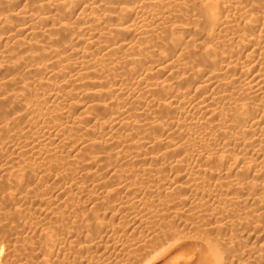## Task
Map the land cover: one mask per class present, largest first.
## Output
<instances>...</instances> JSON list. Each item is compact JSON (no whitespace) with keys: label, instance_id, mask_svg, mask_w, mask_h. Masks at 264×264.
<instances>
[{"label":"rangeland","instance_id":"obj_1","mask_svg":"<svg viewBox=\"0 0 264 264\" xmlns=\"http://www.w3.org/2000/svg\"><path fill=\"white\" fill-rule=\"evenodd\" d=\"M234 11L230 14V17H232L230 20L232 19V22H230L229 27L231 26L230 28L232 29L228 28L229 31L231 30L230 32L228 30L225 31L227 33L229 32L230 35L229 37L227 36L229 39H226L227 33L219 34L218 30H216L217 33L215 31L216 36L214 37L216 38L217 35H220L219 38H221V36H223V41L221 39H219V41L216 38L217 42H214L216 43V49H219L217 52L219 54L223 52V55L228 56L225 57L227 60L229 59V63L234 65L232 67H234L235 70L232 71H236L237 73H235L239 77H237L234 72L230 71L229 74L234 73L233 76L231 75L229 78L230 75L227 76V74L225 78H222L224 80H222L223 82L230 80L228 81L230 84H228L229 87H225V84H222L220 89L215 88V90H212L209 87V89H205L207 90L204 91L206 92L205 94L210 95V97H215L214 100L212 98L214 102L210 103L212 108H216L215 110L218 116L215 118L212 116V120L203 117L202 114L204 111H202V109L205 108H203L204 105L203 107L201 105L205 102L202 99L199 100L200 98L195 95L197 93L194 89H196V85L199 81L195 83V80L194 82L190 80L188 81L189 84L187 82L185 85L178 86L179 89L177 86H175V88L171 87L172 89L174 88L173 90L169 88L172 90L171 92L169 90V93L166 92V95L164 93L166 101L164 96L162 101H165V105L169 107V112H164L165 116L160 113L157 114V111H152L150 108L151 106H148L149 110L146 111L147 113L144 110L136 109L132 106L135 104L131 102V98L127 99L128 102H131L127 103V106L130 104L127 108L123 107V101L116 104V109L118 110V108H120L119 110H123L125 114L121 113L122 111L118 117L112 114L114 118L112 115L109 116L108 114H105L108 117L102 114L101 116L98 115L97 141L101 142L98 143L101 146L98 145L95 150L93 149L92 152H95L94 154L91 152L87 155L89 151L86 153L78 151L80 149L78 145L79 141H77L85 132H83L84 125L88 124V120H86L88 118L83 119V117H79V110L86 105L87 100L79 96H74L78 98H75V100L73 99L74 97L69 98V101L68 97L64 98L65 96H58L63 93L61 90H58L60 87L57 84L55 85L53 80L52 82L54 85L53 83L51 84V79L49 78L48 80L46 78L50 72L54 71L55 73V71L64 70V63H56L54 66L51 65L54 68L52 67L51 69L50 66L47 69L49 73L46 72V76L45 73L43 76H45L44 80L49 81V83L43 80L42 83L37 82V84L35 83L36 81L28 80V83H32L31 89L33 90H31L32 100L29 99V104L34 105V111H30V108L33 107L32 105V107L28 106L30 111L28 112L31 114L35 112H38L37 114H44L45 112L47 113V111L49 112V110L51 111L56 104L64 107L66 103L63 101L67 100L69 104L70 102H75V107L72 105L75 110L72 107L69 109L70 107L68 108V105L65 107V116L64 113L61 115L60 122H67L69 125L71 124L70 126L73 125L72 131L76 133L71 131L72 134L70 133L67 135L66 133L64 137L62 135V138H67L57 147L53 146L51 148L41 136L44 134L48 135V128H45L42 122H39L35 116H30L31 114L27 112L29 115L27 114L26 118L23 120L24 122H31L35 126L33 127L37 132L33 137L36 140L33 137V139H29L30 137H28L27 140H25L26 138H21V141H17V143L23 147L24 151L26 149L25 153L23 150L20 153L17 166H23L26 170L29 169L32 172V177L36 179H34V181L32 180L34 182V190L29 194L31 197L29 200L27 199V202L22 198L19 199L18 195L20 196V194L14 187L6 190L0 188V195L5 192H10L12 195L10 206L9 203H6L4 204L5 207L3 206L0 210V213L2 212L1 214L4 215L2 219L0 217V264H131L133 260L127 261L125 257L122 258V256H124L123 253L132 248L129 252L131 251L134 255L138 253L142 255L144 249H140V247L138 249L136 246L139 242H149L151 236L157 233L160 235L157 234L158 238L152 242L153 245H159L168 240L170 241L172 237H180L186 240L177 248L174 255L172 254L170 256L169 259L171 260L167 264H191L198 256L203 254L201 248H205V244L210 245L213 249L215 247L217 251L214 250L217 253L221 252L219 255L222 256L223 264H264V177H257L258 179L255 177L252 178L253 172H250L255 170L252 167L264 169V96L262 97L264 89L262 88L263 90L260 89L262 91H258L262 93H259L260 96L256 95L253 91L257 89L255 86L257 82L253 79L250 82L251 84L255 83L251 85L248 82V79L250 80L251 77L247 78V74L245 75L246 72H248V75L251 72H256L254 74L251 73L255 75L264 71V11H260L255 15L259 18L256 21L257 25L253 28L254 30L247 31L248 33L246 30L242 29V19H240L242 12L240 13V10L238 12L237 8L235 12L238 15H236ZM236 18L237 23L241 21V23H238L241 26L235 23L234 20ZM232 30L234 33H232ZM224 41L225 43H222ZM224 48L226 50H224ZM230 54L232 55L229 56ZM98 55L103 57L102 53ZM260 64L263 65V67L262 70L258 72V68H261V66L259 67ZM163 78L165 79L166 77H162V79ZM241 79L243 80L241 81ZM246 81L248 83H246ZM261 85L263 84L261 83ZM16 86L15 84L14 86L12 85V90L13 87L15 90ZM234 86L237 88L235 89ZM248 88H250V91ZM211 91L213 92L211 93ZM60 92L61 94H58ZM167 94L170 95L168 96ZM61 98H64V100ZM198 102L200 104H198ZM206 102L209 104V101ZM78 105L81 107H78L79 110L76 107ZM66 110L69 111L67 112ZM127 110L130 111V113ZM235 113H238L237 115L239 116L235 115ZM129 114L132 115L129 116ZM172 114H174V116ZM120 115H124L123 117H126L125 120H130V122L129 120L126 121L129 123L128 126V123H125L124 118ZM119 117L122 119L120 118V120H118ZM165 117L166 119H164ZM79 119L82 120L79 121ZM112 119L117 123L119 121V123L117 124ZM83 120H86L85 122L87 123ZM113 121L116 123L115 125ZM120 122H124L126 125ZM122 125L124 126L123 129ZM79 126H82V128ZM111 126L113 127L110 128ZM118 127H121L120 129L122 130L115 131L119 129ZM109 132L110 134L113 132V134H111L112 137ZM114 133H117L116 136H114L117 137V139L114 138L116 140L113 139ZM35 135H37L38 138H36L37 136ZM55 136L57 137L59 135ZM85 136H87L86 133L81 136L80 140L82 137L85 138ZM109 138H112V141L109 140ZM146 138H150L148 141L158 140V142L160 141V143L164 145L172 142L175 143L173 147L176 148L172 149V147L169 152L167 150L165 152L166 155L157 150H152L151 152V149H149L148 151L151 153H148L149 156L146 155L142 160H134L131 154L136 150L135 144L137 145V143L143 142L144 139V141H147ZM28 139L29 142L27 143ZM105 139L107 141H105ZM30 141H34V145L32 142L30 143ZM24 142L28 144H24L25 147L23 146ZM31 145H33V147ZM48 149H50L49 152ZM179 149H182L181 152ZM3 156L4 155L0 157V164L5 158L7 159L9 157V154H5V158ZM123 157L125 158L124 160L122 159ZM89 158L92 160L96 158V161L93 160V165L96 164L95 166H89V162H91ZM175 159H182L185 165L191 167L187 166V170L179 173L175 172L170 167V162ZM98 160H100V163ZM85 163H87L89 167ZM97 163L99 165H97ZM84 164L86 166H84ZM244 166L249 168L245 171L248 172L250 170V174L248 172V178L249 180L252 178L251 181L253 182L249 184L248 182L251 181H247L246 185H243L242 182L237 184V182H235L237 180V176H235L237 175L236 171L240 169L238 174L242 169V171H244ZM202 168L206 169L208 172H205ZM199 169L201 172L198 171ZM196 173L201 176H198ZM203 173L208 174L204 175V177ZM210 174L213 175L209 176ZM46 175L50 176L49 179L47 177L49 181L44 180ZM57 178H61L60 181L62 180V182H68L66 183V190L64 189L65 191L63 190L59 195L57 193L54 194L53 191H51L53 189L49 187V183ZM38 180L41 182H38ZM191 196H194V200L187 202L185 199ZM56 197L58 198L55 201ZM167 206L171 208H166ZM13 208L19 212H15ZM11 210L14 211L11 212ZM16 213L19 216L16 215ZM1 214L0 216H2ZM60 214L68 217L69 220L60 221L59 218L57 219V217H55L56 215L61 217L62 215ZM88 220L91 224L88 223ZM31 224H33V227ZM77 235H79V237ZM76 237H78L77 240ZM74 238L76 242L72 241ZM121 243L129 244L125 247L126 251L123 249ZM121 248L123 250H120ZM43 260L48 262L44 263Z\"/></svg>","mask_w":264,"mask_h":264},{"label":"bare ground","instance_id":"obj_2","mask_svg":"<svg viewBox=\"0 0 264 264\" xmlns=\"http://www.w3.org/2000/svg\"><path fill=\"white\" fill-rule=\"evenodd\" d=\"M237 8H238V12H239V10H240V13L242 12L240 15L241 16L240 19H242L241 21H242V25H243L242 29L246 30V32L251 31V30H254L253 28H255V26L257 25L256 21H257V19H259L255 15L258 14V12H260V11L261 12L264 11L263 10L264 9V0H0V157L2 155L5 156V154H7V153L9 154V157L7 159L3 156L5 159L3 158L4 160L0 164V188L1 189L3 188L4 190H6V189H10L11 187H14L18 191V193L20 194V196L18 195L19 199L22 198L23 200H26V202H27V199L29 200V198L31 197V195H29V194H31V192L34 190V187H33L34 182L33 181L36 178L32 177V172L29 169L26 170L23 168V166L22 167L17 166V162L20 158V153L23 150V147L20 146L19 143H17V141H21L22 140L21 138H26L25 140H27V138L30 137L29 139H31L34 136V134L37 132L34 128L35 126L31 122L27 121L28 122L27 123V122H24V120H23L26 118V115L30 111H32V110L34 111V105L32 104L33 105V107H32V105L29 104L30 103L29 99L32 100V98H31L32 83L30 81H29L30 83H28V80L30 79L31 81L32 80L36 81L35 83H37V82L42 83V81L45 79L44 77L46 76V74L49 73L47 71V69L51 65L54 66L56 63H59V62L64 63L65 69L60 70L58 72L55 71V73L52 70L53 72H50L46 78L48 80L50 78L51 84L53 82L55 83V85L57 84L60 87V89H58V90H61V92L64 93V94L62 93L63 94L62 95L60 92L58 94H61V95H58V96H60V97L65 96L64 98L68 97V99L73 98L74 96H79V97L87 100L86 105L81 110H79V108H81V107H79V105L76 106L77 109L80 111L79 117L80 118L83 117V119L88 118V119H86V120H88L87 121L88 124L84 125V127H83L84 128L83 132L85 131L83 133V135L86 133V135L88 137L87 136H85V138L82 137V139L80 140L81 136H83V135H81V136L79 135L80 136V137L78 136L79 140H77V141H79L78 142L79 144L78 143L77 144L79 145L80 150H78L77 148L76 149L78 151H82L84 153L89 151V153H87V155H89L93 151V149L95 150V148H97V146L99 145L98 143H101L100 141H97V119L99 118V117L97 118L98 115L101 116V114L102 115L108 114L110 116L113 114L114 116L118 117L120 112L122 111L121 113H123L124 111L119 110L120 108H118V110H117L116 104L119 103L120 101H123V103H124L123 107L127 108L130 106V104H129V106H127L128 105L127 103L133 102L136 106L135 105H132V106H134L138 110L140 109V110H144L146 112L147 110H149L148 106H151L150 108L152 109V111H157V114L160 113V114H163V116H165L164 112H167L169 110V107H167L168 105H165V103H164L166 101L164 93L166 95V92H168L169 90L171 92L175 88V86L178 87V86L185 85V83H187L190 80H192V82H194V80H195V83H196V81L197 82L199 81V83L196 85V89H194L195 92L197 93L195 95L198 98H200L199 100L202 99L205 103H207L206 101H209V104L204 103L201 105L202 107L204 105L203 108H205V109H202V111H204V113L202 114L203 117L206 119L210 118L212 120V118H211L212 116H214V118L216 116H218V113L215 110L216 108H212L211 103H210V102H214L213 100L215 99V97L214 96L210 97V95L205 94L206 92H204V91H207L205 89L208 87L211 88L212 90L213 89L215 90V88L220 89L222 84L223 85L225 84V87H227V86L229 87L230 84L228 83V81H230V80H228V81L226 80L227 82H223L224 80L222 78H225V76L227 74H228L227 76L230 75L229 76V78H230L231 75L233 76V74L236 72V71L235 72L232 71V70H235L234 67H232L234 65L229 63V61H228L229 59L227 60V58H226L228 56L223 55L222 54L223 52L220 54L217 52L219 49H216V45H215L216 43L214 41H216V38H217V40L221 39L223 41V39H222L223 36H221V38H219L220 35H217L216 38L214 36H216V34H215L216 30H218L219 34L227 33L225 31H227L228 28L231 27V26L229 27V25H230V22H232V19L230 20V18H232V17H230V14H232V12L234 10L236 11ZM235 11H234V13L236 14ZM261 14H263V13H261ZM236 15H238V14H236ZM255 17H257V18H255ZM234 21L236 24L241 23L240 20H238L240 22H238V23L236 22L237 18ZM238 25H240V24H238ZM237 28H239V27H237ZM230 29H232V28H230ZM233 30H234V28H233ZM233 30H232V33H234ZM240 30H241V28H240ZM229 32L227 33L228 35L226 34L227 40L229 39L228 38L230 35ZM216 33H217V31H216ZM242 33H243V31H242ZM243 35H244V33H243ZM222 43H225V41ZM222 43H221V45H222ZM217 47H219V46H217ZM220 48L223 49L222 47H220ZM224 50H226V49L224 48ZM235 52H236V50H235ZM101 53H102L103 57L102 56L100 57L98 55ZM226 54H227V52H226ZM231 55L232 54H230L229 56H231ZM53 66H51V69ZM260 66H261V68L260 69L258 68V70H257L258 72H260L259 70H262L263 65L260 64L259 67ZM240 69H242V68H240ZM242 70H244V69H242ZM230 71H232L234 73L229 74ZM245 72H246V70H245ZM261 72L255 74V75H252V74H254L256 72H254V73L251 72L252 74L250 73L249 75H248V72H246L245 75L247 74V78L251 77L250 80L248 79V82L250 84H251L250 81H252L253 79L255 80V82H257V84H255L257 89H254L253 92L259 96H260V94L263 93V95H262V97H263L264 96V90H263L264 89V86H263L264 85V73H263L264 71L262 73ZM44 73H45V76H43ZM162 77H166V78L162 79ZM237 77H239V76L237 75ZM241 78H243V77H241ZM52 80H53V82H52ZM242 80L243 79H241V81ZM45 82L49 83V81H45ZM248 82L246 81V83H248ZM260 82L263 85H261ZM54 83H53V85H54ZM14 84H15V86L17 85L16 89H15L16 91L14 90V87H13L14 91L11 88L12 85L14 86ZM30 84H31V86H30ZM188 84H189V82H188ZM253 84H251V85H253ZM238 85H241V84H238ZM187 86H189V85H187ZM255 86H254V88H255ZM171 87H174V88L172 89ZM183 87H185V86H183ZM99 88H101V89H99ZM169 88H171L172 90ZM236 88L237 87H235V89ZM250 88H248L249 91H250ZM252 88H253V86H252ZM178 89H179V87H178ZM260 89L263 90L262 93L258 92V91H262ZM212 92L213 91H211V93ZM244 93H246V92H244ZM217 94H218V92H217ZM167 95L169 96L170 94H167ZM163 96H164L165 101H162ZM219 96H220V94H219ZM64 98H61V99L64 100ZM75 98H78V97H74L73 99L75 100ZM129 98L132 99L131 102L127 101V99H129ZM212 98H213V100H212ZM260 100H261V98H260ZM33 101H32V103H33ZM66 101H63L64 103H66V104H64L65 105L64 107H61V106L56 104V106L53 109H51V111L49 110V112L47 111V113L43 112L44 114H37L38 112L37 113L35 112L33 114L29 113V114H31L30 116H35V118L39 122H42V124L45 125V128H48L50 134L48 133V135L44 134L41 136L43 137V140L47 143V145L51 146V148L53 146L57 147L58 145H60L63 142V140L65 138H67V137L62 138V135L64 137L66 133L68 135L72 131L73 125L70 126L71 124L69 125L67 122H65L67 124H65L63 121L60 122L61 115H63V113H64V116H65V110L64 109H66L65 107H67V105H68V108L70 107L69 109H71V107H72L75 110V108H74L75 102H73V103L70 102V104H69V102L67 101L68 102L67 103ZM69 101H70V99H69ZM101 101H103V102H101ZM199 102H201V101H199ZM199 102H198V104H200ZM215 102H216V100H215ZM218 102H219V100H218ZM261 102H262V100H261ZM72 105H74V107ZM120 105H121V103H120ZM235 105H238V104H235ZM28 106H31L33 109L30 108V111H29ZM201 106H200V109H201ZM192 107H193V105H192ZM36 109H35V111H36ZM183 109H184V107H183ZM115 110H117V111H115ZM198 110H199V108H198ZM238 110H239V108H238ZM218 111H220V110H218ZM235 111H236V109H235ZM128 112L130 113V111H128ZM182 112H180V113H182ZM216 113H217V115H216ZM220 113H222V112H220ZM123 114H125V113H123ZM237 114L235 113V115H237ZM131 115L129 114V116H131ZM172 115L174 116V114H172ZM105 116H107V115H105ZM114 116H113V118H114ZM120 116H122V115H120ZM166 116H167V114H166ZM237 116H239V115H237ZM120 118L121 117H119V119L118 118L117 119L120 120ZM125 118H124V120H125ZM240 118H241V116H240ZM164 119H166V117ZM22 120H23V122H22ZM80 120H82V119H79V121ZM112 120H114V119H112ZM124 120H122V121H124ZM128 120H125L124 122L128 123V122H126ZM204 120H202V121H204ZM241 120H242V118H241ZM239 121H240V119H239ZM239 121H238V123H239ZM87 122H85V123H87ZM113 122H112V125H113ZM115 122H114V125L117 123V122L116 123ZM124 122L123 123L120 122V123L126 125ZM129 122H130V120H129ZM33 123H34V121H33ZM81 123H82V121H81ZM118 123H119V121H118ZM251 123H253V122H251ZM251 123H250V125H251ZM128 125H129V123L127 124V126ZM211 125H213V124H211ZM82 126H79V127L82 128ZM130 126H131V124H130ZM112 127L113 126H111L110 128H112ZM123 127L124 126L122 125V129H123ZM76 128H78V127H76ZM118 128L119 129L116 128L117 130H115V129L114 130L115 131L122 130V129H120L121 127H118ZM220 128H222V127H220ZM109 131H112V130H109ZM117 133H114L113 139L114 138L117 139V137H114V136H116ZM109 134H110V132H109ZM111 134H113V132ZM55 135H59V136L56 137ZM35 136H37V135H35ZM150 136H151V134H150ZM42 137H41V139H42ZM78 137H77V139H78ZM111 137H112V135H111ZM36 138H38V136ZM29 139H28L27 143L29 142ZM68 139H69V137H68ZM106 139H105V141H107ZM116 139H114V140H116ZM149 139H147V141H144L145 140L144 139L143 142L138 141L139 143H137V145L135 144L136 150L134 149L135 150V151H133L134 153L131 154L132 158H134V160H142L145 158L146 155L149 156L148 153L151 154L148 151L149 149H151L150 150L151 152H152V150H157V151H160V152L165 154V152L167 150L169 152V150L173 146H175L174 145L175 143H172V142L164 145V144L160 143V141L158 142V140L157 141H155V140L148 141ZM109 140L112 141V138L111 139L109 138ZM34 141H30V143L32 142V144L34 145V143H33ZM76 142H75V144H76ZM24 144H25V142L23 143V146L25 147L26 144L25 145ZM33 145H31V146L33 147ZM99 146H101V145H99ZM132 148H134V147H132ZM174 148H176V147H173L172 149H174ZM49 150L50 149H48V152H49ZM181 150H180V152H181ZM25 151H26V149H25ZM25 151H24V153H25ZM98 151H99V149H98ZM34 152H35V150H34ZM78 154H76V155H78ZM131 155H130V157H131ZM174 155H175V153H174ZM207 158H208V156H207ZM89 159H91V158H89ZM95 159H93V160H95ZM122 159L124 160L125 158L123 157ZM48 160H49V157H48ZM93 160L91 159L90 160L91 162H89V166H91V167L96 165V164L93 165L94 164ZM98 162L100 163V160H98ZM170 163H171L170 167L175 172L179 173V172H182L184 170H187L186 168L188 165H185V163L182 159H178V160L175 159ZM85 164L88 166L87 163H85ZM85 164H84V166H86ZM97 165H99V164L97 163ZM25 167H28V166H25ZM188 167H191V166H188ZM245 168H246V166H244V171H242L243 170L242 169L241 172H239V174H238V171L240 169L238 171H236L237 173L235 172L237 174L235 176H237V177L239 176L238 178L236 177L237 180L235 182H237V184L242 182L243 185L244 184L246 185L247 181H251L252 178H254V177L255 178H257V177L263 178L264 177V169H259L258 167H257L258 169H256V168L252 167L255 170L254 171L249 170L250 172H253V174H252L253 176H252L251 180H249V178H248L249 177L248 176L249 171L248 172L245 171L249 168L248 167L246 169ZM252 168H251V170H252ZM202 169H204V168H202ZM198 171H200V169ZM204 171L206 172L207 170L204 169ZM202 172H203V170H202ZM250 172H249V174H250ZM211 173H212V171H211ZM207 174L208 173H205V174L203 173V176L207 175ZM35 175H36V173H35ZM211 175H213V174H210L209 176H211ZM198 176H201V175H198ZM47 177L49 179L50 176L46 175V178L44 180L49 181L47 179ZM57 179H59V178H57ZM57 179L56 180L54 179V181H51V183H49L50 184L49 187H51L53 189L51 191H53L54 194L57 193L59 195L67 187L66 183H68V182L64 181L65 182L64 183V182H62V180L60 181L61 178L59 180H57ZM203 179H205V178H203ZM253 180H255V179H253ZM38 182H41V181L38 180ZM252 182L253 181L248 182V183L250 184ZM254 182H256V181H254ZM257 185H259V184H257ZM239 186H240V184H239ZM122 187H123V185H122ZM249 187H250V185H249ZM193 194H196V193H193ZM32 195H34V194H32ZM57 198L58 197L55 198V201ZM187 198L185 199V200H187V202L194 200V196H191L188 199ZM11 199H12V195L10 192H8V193L5 192L2 195H0V201H1L0 202V204H1L0 210L3 208L4 204H6V203H9V206H10V202H11L10 200ZM59 199H62V198H59ZM15 201H16V199H15ZM170 206H167L166 208H168ZM6 207H7V205H6ZM14 210H15V212H19L16 209H14ZM13 211L11 210V212H13ZM3 213H4V211H3ZM5 213H6V211H5ZM48 213H50V212H48ZM5 215H7V214H5ZM16 215H18V214L16 213ZM60 215H62V214H60ZM0 217L2 219V217H4V215H2ZM55 217H57V219L59 218L60 221H66V219H68V217L63 216V215L61 217L56 215ZM15 219H16V217H15ZM88 223H89V220H88ZM89 224H91V223H89ZM32 225L33 224H31V226ZM50 229H51V227H50ZM37 231H35V232H37ZM77 234H78V232H77ZM157 234L160 235L159 233H157ZM157 234H153V236H151V239H149L150 241L148 240L149 242H147V241H146L147 243H142V242L140 243L139 242V244L136 246V248L138 247V249H139V247H140V249H144V253L142 252L143 253L142 255H140L139 253L136 255L132 254L131 251L129 252V250L132 249V248H130L127 252L123 253L124 256H122V258L125 257L127 259V261L133 260L132 263H134V264H167L171 260V259H169L170 256L172 254L174 255V252L177 251V248L179 246H181L183 244V242H185L186 240H184L183 238H180V237H172L173 240L171 239L170 241L168 240V241L163 242L159 245H155V244L153 245L152 242L155 241L156 238H158ZM77 236L79 237V235H77ZM78 237H76V240ZM86 237H87V235H86ZM76 240L74 238L72 241L76 242ZM69 244H68V246H69ZM126 244L127 243L122 244L123 249L125 251H126L125 247H127L129 245V244H127V245ZM71 247H72V245H71ZM66 249H67V247H66ZM123 249L121 248L120 250H123ZM201 249L203 250V254L201 256H198L191 264H223L222 256L219 255L221 252L217 253L216 252L217 249H215V247H214V249L216 251L210 245L205 244V248H201ZM70 250H71V248H70ZM133 251H134V249H133ZM43 262L45 263L48 261L43 260Z\"/></svg>","mask_w":264,"mask_h":264}]
</instances>
